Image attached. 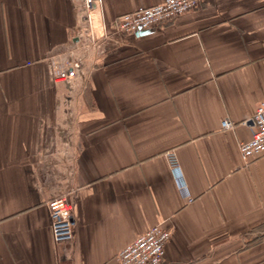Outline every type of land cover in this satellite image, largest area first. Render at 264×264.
<instances>
[{"label":"crops","instance_id":"1","mask_svg":"<svg viewBox=\"0 0 264 264\" xmlns=\"http://www.w3.org/2000/svg\"><path fill=\"white\" fill-rule=\"evenodd\" d=\"M162 1L101 0L92 44L82 0H0V264H118L155 225L162 264H264V155L239 151L264 99V0L114 33ZM71 52L82 73L56 81ZM67 192L74 238L56 243L48 202Z\"/></svg>","mask_w":264,"mask_h":264},{"label":"built area","instance_id":"2","mask_svg":"<svg viewBox=\"0 0 264 264\" xmlns=\"http://www.w3.org/2000/svg\"><path fill=\"white\" fill-rule=\"evenodd\" d=\"M209 1L163 0L153 5L139 7L118 15L114 21V33L132 34L139 29L154 27ZM100 2L101 0H82L88 18L89 41L92 44H97L99 41L98 35L93 30L92 13ZM109 36H112V34L105 31L100 38L105 39ZM84 62L82 55L76 56L71 52L64 61L52 63L51 70L54 79L59 82L71 83L82 73ZM257 107L251 120V137L239 143L240 155L246 163L257 156L264 155V99L258 102ZM221 124L222 128L225 129L234 127V122L228 118L223 119ZM167 157L180 186L185 189V182L181 175L180 164L175 151L169 150ZM48 207L55 242H71L74 238L75 228L73 193L67 192L64 195L50 199ZM170 237V230L164 229L160 225L151 227L120 249L117 255L118 264H162L165 260V247Z\"/></svg>","mask_w":264,"mask_h":264}]
</instances>
